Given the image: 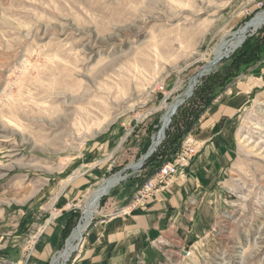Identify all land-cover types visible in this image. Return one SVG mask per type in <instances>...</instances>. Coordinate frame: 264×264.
<instances>
[{
	"label": "rangeland",
	"instance_id": "obj_1",
	"mask_svg": "<svg viewBox=\"0 0 264 264\" xmlns=\"http://www.w3.org/2000/svg\"><path fill=\"white\" fill-rule=\"evenodd\" d=\"M263 10L264 0H0V203L24 196L22 187L35 179L71 180L114 161L116 170L90 192L115 175L123 179L100 198L66 262L73 264L104 200L125 187L132 198L158 170L155 163L143 170L150 157L136 171L126 168L146 153L166 109L184 99L166 128L175 141L189 129L180 147L218 97L264 61L263 49L256 61L231 67L240 46L208 64L222 40ZM201 70L203 77L184 98ZM258 70L253 78L264 79V64ZM140 132L147 143L135 155L129 141ZM167 140L164 135L152 153L155 162L168 152ZM231 145L233 160L220 198L207 211L206 232L174 248L155 241L167 259L160 264H264V85L237 115ZM93 147L100 153L90 159ZM64 166L65 174L54 173ZM148 171L154 172L148 177ZM86 201L76 208L63 250L82 222ZM35 232H28L26 247L35 243Z\"/></svg>",
	"mask_w": 264,
	"mask_h": 264
},
{
	"label": "crops",
	"instance_id": "obj_2",
	"mask_svg": "<svg viewBox=\"0 0 264 264\" xmlns=\"http://www.w3.org/2000/svg\"><path fill=\"white\" fill-rule=\"evenodd\" d=\"M263 64L264 61L248 78L228 88L202 114L190 133L196 154L143 206L131 213L127 210L118 213L131 199V187L118 189L104 200L100 216L73 264H160L167 259L153 247L155 241L164 240L174 248L187 239L204 235L209 219L207 211L220 198L227 168L233 160L231 139L236 117L256 86L264 85L261 75L253 78ZM249 77L257 83H251ZM145 133L140 132L129 141L135 155L147 143ZM107 146L103 151L108 150ZM89 152L90 159L100 153H96V147ZM67 169L64 166L54 173L65 174ZM110 170H116L114 161L106 160L105 165L89 172L83 170L71 180L67 176L45 182L35 179V183L22 187L24 196L4 198L0 203V264H49L64 245L66 229L74 225L76 208ZM32 229H36L35 243L26 247L27 234ZM28 249L31 250L25 254Z\"/></svg>",
	"mask_w": 264,
	"mask_h": 264
},
{
	"label": "bare ground",
	"instance_id": "obj_3",
	"mask_svg": "<svg viewBox=\"0 0 264 264\" xmlns=\"http://www.w3.org/2000/svg\"><path fill=\"white\" fill-rule=\"evenodd\" d=\"M262 25H264V10L258 14H256L250 21H248L242 28L233 33L228 40H222V42L216 46V48L212 51L213 60L209 61L208 64L211 66L214 65L220 58H225L231 53L234 49L240 46L245 40L247 34L251 31H255L259 29ZM225 38V37H224ZM211 53V54H212ZM204 73V70H201L194 78H192L189 88L184 94V98L189 96L191 90L196 84V80L198 77H201ZM203 77V76H202ZM199 80V79H198ZM181 97V96H180ZM177 99V98H176ZM184 99L175 100L168 109H166L165 114H163V118L161 119V125L158 132L152 138V142L150 148L147 152L146 157H142L141 162H144L156 149L157 146L161 143L164 138V131L168 127L170 120L173 114L176 112L177 108L183 103ZM168 107V106H167ZM140 160L137 163H133L129 166L130 170L136 171L139 169ZM123 178L121 176H116L109 178L106 180L101 186L97 188V191L89 193L86 201V209L84 211V217L82 219L81 224H79L76 231H74L70 241L67 243L64 251L57 258L56 264H64L68 261L71 253L76 247V243L81 240L82 232L84 231L86 225L90 221L91 217L96 213V208L100 198L107 194V192L118 184Z\"/></svg>",
	"mask_w": 264,
	"mask_h": 264
},
{
	"label": "built area",
	"instance_id": "obj_4",
	"mask_svg": "<svg viewBox=\"0 0 264 264\" xmlns=\"http://www.w3.org/2000/svg\"><path fill=\"white\" fill-rule=\"evenodd\" d=\"M195 154L196 148L193 145V140L190 135L182 142L178 150L170 156L169 160L163 163L158 170L145 183H143L142 186L135 190V193L129 203L122 207L118 213L121 214L126 210H134L143 205L146 199H149L155 194V192L166 186L175 176L178 168L186 166ZM70 209L74 208L71 207ZM158 244L162 245V241ZM32 245L33 243H30L29 247ZM63 247L53 256L51 263L58 261L57 258L64 251Z\"/></svg>",
	"mask_w": 264,
	"mask_h": 264
},
{
	"label": "trees",
	"instance_id": "obj_5",
	"mask_svg": "<svg viewBox=\"0 0 264 264\" xmlns=\"http://www.w3.org/2000/svg\"><path fill=\"white\" fill-rule=\"evenodd\" d=\"M261 34L263 36H261ZM263 49H264V27L260 31H257L255 33V36L246 38V40L243 42L241 47L238 50H236V52L230 58V61H231L230 66L236 67V68L239 66H242V65L247 66L248 64L256 61V59L260 57V54L262 53ZM234 73H236V72H234ZM225 76H227V75H225ZM221 88H222V86H221ZM203 112H204V110L199 112V115H201ZM175 119H176V116L172 120V123L169 125L170 128L173 126V122H175ZM194 123L196 124V121H194L193 124ZM188 130L189 129H185L184 131H182L181 134H179L177 141L171 140V136L169 135V129H168V131L165 130L164 131L165 139L166 140L169 139V141L167 140V142L170 146L168 152L163 155L164 158L157 157V158H161V159H159V162H155L156 161L155 156H154L155 154H151L149 156L150 159L144 164L143 170L147 169L149 164H152V163H155V165L152 167V169L155 168L154 170H157L162 165V161L169 160L170 156L173 155L178 150L179 144H180L179 141H180L181 137ZM153 156H154V158H153ZM153 172L154 171H151V172L148 171L147 176L148 177L151 176ZM129 182H133L132 179L129 180ZM67 230L68 229H66V232H67Z\"/></svg>",
	"mask_w": 264,
	"mask_h": 264
},
{
	"label": "water",
	"instance_id": "obj_6",
	"mask_svg": "<svg viewBox=\"0 0 264 264\" xmlns=\"http://www.w3.org/2000/svg\"><path fill=\"white\" fill-rule=\"evenodd\" d=\"M243 42H244V41H243ZM240 46H241V45H240ZM240 46H238L237 48H239ZM237 48H236V49H237ZM236 49H234V50H236ZM234 50H233V51H234ZM222 59H223V58H222ZM219 60H221V58H220ZM219 60H218V61H219ZM149 148H150V146H149ZM149 148H148V150H149ZM148 150L146 151V153H144V155H143L142 157H146V156H147V152H148ZM142 157L140 158L139 169H140V168L143 166V164H144L143 162H141ZM128 169H129V167L126 168V170H128ZM121 173H122V172H120L118 175H120Z\"/></svg>",
	"mask_w": 264,
	"mask_h": 264
}]
</instances>
